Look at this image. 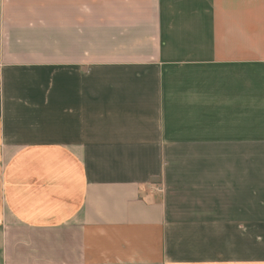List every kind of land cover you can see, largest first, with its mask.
Instances as JSON below:
<instances>
[{
	"label": "crops",
	"instance_id": "obj_1",
	"mask_svg": "<svg viewBox=\"0 0 264 264\" xmlns=\"http://www.w3.org/2000/svg\"><path fill=\"white\" fill-rule=\"evenodd\" d=\"M0 264H264V0H0Z\"/></svg>",
	"mask_w": 264,
	"mask_h": 264
},
{
	"label": "rangeland",
	"instance_id": "obj_2",
	"mask_svg": "<svg viewBox=\"0 0 264 264\" xmlns=\"http://www.w3.org/2000/svg\"><path fill=\"white\" fill-rule=\"evenodd\" d=\"M257 163V162H256Z\"/></svg>",
	"mask_w": 264,
	"mask_h": 264
}]
</instances>
